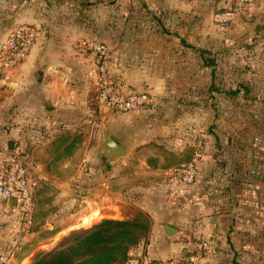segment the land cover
Wrapping results in <instances>:
<instances>
[{"label": "crops", "instance_id": "obj_1", "mask_svg": "<svg viewBox=\"0 0 264 264\" xmlns=\"http://www.w3.org/2000/svg\"><path fill=\"white\" fill-rule=\"evenodd\" d=\"M225 1L208 0L205 4L203 0H126L122 5L130 12L139 10L166 25H178L176 29L185 32L173 34L181 42V47L175 49L187 52L193 48L189 32L197 23L210 21V10L219 8ZM76 6H81L80 1L0 0V41L16 23H32L41 29L28 57L12 70L8 83L0 87V165L6 145L22 146L24 162L35 184V224L43 225L53 216L54 199L67 200V184L80 187L75 191L78 202L87 198L81 193L86 185V172L92 177L89 190L92 204L89 210H81L76 215L80 219L99 210L104 218L112 216L114 187L117 176H124L119 166L125 161L108 168L107 163H99L91 156L101 147L105 125L109 134L128 150V159L137 161L136 166L143 174L155 166L165 174L155 182L156 202L148 211L152 219L150 235L130 251L125 264H154L201 247L204 253L199 257V264L263 263L264 257L259 251L264 249V216L260 215L264 205V170L259 171L256 166L262 158L258 157V151L263 149L256 144L247 151L254 157L250 154L242 158V151H234L219 129L211 133L200 131L201 128L191 129L195 131L189 134L192 138L183 139L176 118L163 109L168 101H173L169 96H175L166 94L178 86L184 87L185 83L161 75L163 70L148 62L144 51L145 54L138 55L146 59L140 66L116 64L112 67L122 87L120 90L156 94L155 100L162 106L158 108L155 122L147 123L146 111L116 114L101 107L92 84L93 56L76 53L72 45L78 37L71 25ZM91 8L86 7V11L90 13ZM76 139L80 161L78 169L71 174L72 162L67 155ZM151 140L160 148L155 159L145 151ZM197 152L201 156L196 183L190 186L170 181L168 171L173 164L189 161ZM170 157L173 160L169 161ZM91 158L94 163H89ZM238 164L246 176L237 169ZM251 169L255 172L251 173ZM56 206V211L62 210L63 205ZM98 214L93 221L99 219ZM18 220L16 197L0 204V264H6L2 248L7 246L12 256L15 244L22 240L17 233ZM162 224L171 225L178 232L168 238Z\"/></svg>", "mask_w": 264, "mask_h": 264}, {"label": "rangeland", "instance_id": "obj_2", "mask_svg": "<svg viewBox=\"0 0 264 264\" xmlns=\"http://www.w3.org/2000/svg\"><path fill=\"white\" fill-rule=\"evenodd\" d=\"M78 1L81 6H76V11H73L76 13H74V23L71 24L72 29H76L78 33V37L72 42L76 53L92 55L96 67V57L88 52H80L78 43L82 39L104 42L109 51L106 62L107 76L114 82L116 88L121 89L117 73L113 71L112 66L116 64L126 67L140 66L139 63L146 59L138 55L140 52H147L148 56L145 58L158 69L163 70L161 75L167 79H177L185 83L184 87L183 85L178 86L179 88L171 89L172 92L166 94L175 96H169L173 101H168L163 109V111L171 112L174 119L176 118L175 121H177L182 138H192L189 134L195 131L191 129L201 128L200 131L210 133L219 129L223 133L222 138L235 149L234 151H242V158L250 155L251 153L247 151L251 147L253 149L256 144L261 147L263 150L258 151V157L262 158L261 161L257 160L260 163L256 162V166L259 171L264 170V0H249L238 18L223 27L213 23L212 14L217 9L232 6L235 0H226L224 4L219 5V8L210 10V21L208 19L200 21V24L197 23L194 26L195 30L193 28V31L189 32V36H192L190 43L193 48L187 52L175 49L181 47V42L173 35L175 32H185L184 30L179 27L177 30L178 25L158 22L152 16L144 15L139 10L131 9L130 12L122 5V1L126 0ZM203 1L205 4L208 3V0ZM88 6L92 7L90 13L86 11ZM124 13L127 15L125 16ZM200 51H203V54H200ZM167 72L168 76L165 75ZM92 75L94 78L92 84L96 87L97 99L105 110L116 114L146 111L148 113L147 123L155 122L156 114L159 112L158 108L162 106L159 101L155 100L156 94L149 92L152 104L145 108L125 113L116 112L100 102L95 71ZM188 85H190L189 88ZM124 90V92L128 91L127 88ZM77 143L79 141L76 139L73 150L67 155L68 160L72 162L71 174L76 170L80 161ZM101 148L102 144L100 149L97 148L91 156L105 165L107 162L101 154ZM145 151L150 155L149 157L155 159L160 148L158 149L155 141L151 140ZM170 160L173 159L170 157ZM121 161L125 162L121 163ZM89 163H94V160L91 158ZM120 163L119 169H123L124 176L121 178L117 176L118 181L114 187L115 206L112 208V216L108 218L131 220L141 215L148 221L150 227L152 219L148 211L156 202L155 182L161 180L165 174L163 175L160 170L156 169V166L151 169V172L143 174L142 169L136 166L137 161L128 159V155L122 158ZM180 163L183 162L174 163L173 166ZM116 165L107 167L114 168ZM237 169L242 170L243 177L246 176L242 166L238 164ZM86 173V185L81 193L87 198L84 197L78 202L79 197L75 195V191L80 187L73 183L67 184V200L63 202L54 199L57 205H63L62 210L56 211L58 206L51 204L55 208L53 216L45 224L35 226L34 231L25 238L22 237L21 242L15 244L16 250L13 255L11 253L12 256L8 253L7 246L2 248L6 264H32L38 252L69 245L70 237L74 235L73 233H77L76 229L80 223V227H87L104 218L99 210L80 219L76 215L81 210H89L92 204L89 196L92 177ZM246 183L244 181V184ZM53 191L52 189L51 192ZM97 214L99 219L93 221V217ZM260 215L264 216V205L260 208ZM149 235L150 230L139 244L146 241ZM203 253V247L185 251L181 257L176 258L179 260L177 264H199V257L202 258ZM259 255L264 257V249H260ZM191 256L195 258V261L187 262ZM8 258L11 259L8 260ZM259 264H264V262Z\"/></svg>", "mask_w": 264, "mask_h": 264}, {"label": "built area", "instance_id": "obj_3", "mask_svg": "<svg viewBox=\"0 0 264 264\" xmlns=\"http://www.w3.org/2000/svg\"><path fill=\"white\" fill-rule=\"evenodd\" d=\"M249 0H235L233 5L223 10H217L212 15L216 26L223 27L234 22L243 12ZM39 30L32 23H16L7 31L0 41V87L8 83L12 70L21 64L30 54L39 39ZM78 50L90 53L96 57L95 73L99 88V100L103 106L116 112L136 111L152 104L148 91H127L116 88L106 73L108 47L104 42L82 39ZM5 157L0 165V204L16 197L19 220L17 233L25 237L32 233L33 212L35 205V184L31 179L29 167L23 159V149L20 144L6 145ZM201 154L195 155L187 162L173 166L168 171L169 180L173 183L194 185L200 176L198 160ZM255 171L251 169V173ZM176 258L161 259L154 264H177ZM189 257L187 262H194Z\"/></svg>", "mask_w": 264, "mask_h": 264}, {"label": "trees", "instance_id": "obj_4", "mask_svg": "<svg viewBox=\"0 0 264 264\" xmlns=\"http://www.w3.org/2000/svg\"><path fill=\"white\" fill-rule=\"evenodd\" d=\"M36 26L41 35L40 27ZM35 214L34 211L32 232L38 225ZM76 230L69 245L38 252L32 264H125L132 248L139 244L150 227L139 215L131 220L103 218Z\"/></svg>", "mask_w": 264, "mask_h": 264}, {"label": "water", "instance_id": "obj_5", "mask_svg": "<svg viewBox=\"0 0 264 264\" xmlns=\"http://www.w3.org/2000/svg\"><path fill=\"white\" fill-rule=\"evenodd\" d=\"M102 148L101 154L109 166H114L122 158L128 155V150L117 142L108 132L106 126L102 127ZM164 235L168 238L174 236L178 230L168 224L161 225Z\"/></svg>", "mask_w": 264, "mask_h": 264}]
</instances>
